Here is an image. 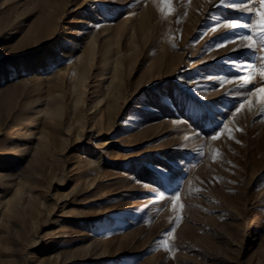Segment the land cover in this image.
Listing matches in <instances>:
<instances>
[{
    "label": "rangeland",
    "instance_id": "rangeland-1",
    "mask_svg": "<svg viewBox=\"0 0 264 264\" xmlns=\"http://www.w3.org/2000/svg\"><path fill=\"white\" fill-rule=\"evenodd\" d=\"M258 11L0 0V264H264Z\"/></svg>",
    "mask_w": 264,
    "mask_h": 264
},
{
    "label": "snow or ice",
    "instance_id": "snow-or-ice-1",
    "mask_svg": "<svg viewBox=\"0 0 264 264\" xmlns=\"http://www.w3.org/2000/svg\"><path fill=\"white\" fill-rule=\"evenodd\" d=\"M220 2H221V3H225L226 0H220ZM227 2H229L230 4H234V3H235V0H227ZM240 2H241V3H244L245 0H240ZM261 3H262V5H264V0H261ZM256 15H257V18H258V19H257V27L259 28L260 33H264V12H259V11H258V12L256 13ZM249 19H251V17H250ZM225 27L230 28V29H236V28H238V27H240V26H239L238 24H236V23H230V24L225 25ZM212 30L215 31L216 28L214 27ZM233 35H234V34H232V35H228V34H226V35H225V39H232V38H233ZM262 38H264V37H262ZM243 39H245V40H250V39H252V37H251V36H244ZM248 47H249V49H251V45H249ZM254 54H255V51H254ZM241 79L243 80V82H244L245 85L249 83V80H248V79H246V78H244V77H241ZM247 91H251V90L249 89V90H247ZM257 93H260L261 96L264 97V89H257L256 91H251V94H252L253 96L257 95ZM245 99H247V97H245ZM243 109H244V103L241 102V103L239 104V106L235 108V113H240ZM260 111H261V113H264V100H262ZM221 123H222V122H216L215 127L213 128V133H214V134L211 136V138H212L213 140L218 139L219 136L222 134L220 131H218V129H219L220 126H221ZM238 130H239V129H238ZM237 143H239V141H237ZM162 175H163V173H162ZM178 191H179V188L177 187V189H176L174 192L169 193V195H176V193H177ZM161 198H163V197H161ZM172 232H174V228L169 229L168 232L164 233V236L167 237V236H169Z\"/></svg>",
    "mask_w": 264,
    "mask_h": 264
},
{
    "label": "bare ground",
    "instance_id": "bare-ground-1",
    "mask_svg": "<svg viewBox=\"0 0 264 264\" xmlns=\"http://www.w3.org/2000/svg\"><path fill=\"white\" fill-rule=\"evenodd\" d=\"M139 3V2H138ZM189 4V3H188ZM189 6V5H188ZM192 6H194V5H192ZM132 13V12H131ZM43 15V14H42ZM152 15V11H150V10H148V11H144L143 12V14L141 15V21L138 23L139 24V28H140V30H145V23H146V20L150 17ZM84 18V17H83ZM129 20V19H128ZM81 21V20H80ZM83 22V21H82ZM161 22V21H160ZM45 24V23H44ZM43 24V25H44ZM48 24V23H47ZM46 26V25H45ZM50 26V24L47 26V27H49ZM47 27H45V28H47ZM41 28V27H40ZM39 28V29H40ZM32 30V29H31ZM124 31V30H123ZM173 31V30H172ZM42 32V31H41ZM33 33V32H32ZM43 33V32H42ZM47 33V32H46ZM14 34V33H13ZM26 34H30V33H26ZM37 34V33H36ZM38 35V34H37ZM33 36V35H32ZM31 36V37H32ZM34 36H35V34H34ZM39 37V36H38ZM7 38V37H6ZM27 38V37H26ZM25 38V39H26ZM29 38V37H28ZM9 39H10V37H8L7 39H6V41H9ZM172 42V41H171ZM168 43V42H167ZM169 44H170V42H169ZM73 69H75V68H73ZM73 71V70H72ZM77 72V71H76ZM82 72H83V70H82ZM81 72V73H82ZM75 74V73H74ZM77 74V73H76ZM71 75H73V74H71ZM105 76V75H104ZM73 78H75L74 77V75L72 76ZM83 77V76H82ZM102 86V85H101ZM31 120V122H33L32 121V119H30ZM23 121V120H22ZM26 121V120H25ZM34 121H36V120H34ZM30 122V121H29ZM37 122V121H36ZM17 123H19V122H17ZM25 123V122H24ZM28 123V122H27ZM22 124V123H21ZM34 125H35V123L34 124H32V126L34 127ZM16 126V125H15ZM18 126H19V124H18ZM17 126V127H18ZM25 126V125H24ZM27 126V125H26ZM25 126V127H26ZM39 126V125H38ZM20 130V129H19ZM21 130H22V128H21ZM20 130V131H21ZM28 130V129H27ZM30 130V129H29ZM28 130V131H29ZM24 131H25V129H24ZM28 131H27V133H28ZM30 132V134L28 133V135L26 136V138L28 139V140H31V139H29L30 138V135H32L31 134V131H29ZM23 133V132H22ZM33 133V132H32ZM24 136L26 135V132H25V134H23ZM13 139V138H12ZM9 140H11V139H9ZM23 142V141H22ZM109 142V141H108Z\"/></svg>",
    "mask_w": 264,
    "mask_h": 264
}]
</instances>
